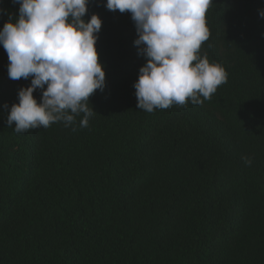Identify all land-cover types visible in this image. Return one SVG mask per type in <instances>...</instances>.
Returning <instances> with one entry per match:
<instances>
[{
  "label": "trees",
  "instance_id": "1",
  "mask_svg": "<svg viewBox=\"0 0 264 264\" xmlns=\"http://www.w3.org/2000/svg\"><path fill=\"white\" fill-rule=\"evenodd\" d=\"M105 4L89 0L83 17L102 20L105 71L87 127L83 113L9 127L31 77L9 78L0 45V264H264V0H212L199 55L227 82L200 105L151 113L137 108L146 60L131 14ZM18 9L0 0V28Z\"/></svg>",
  "mask_w": 264,
  "mask_h": 264
},
{
  "label": "clouds",
  "instance_id": "2",
  "mask_svg": "<svg viewBox=\"0 0 264 264\" xmlns=\"http://www.w3.org/2000/svg\"><path fill=\"white\" fill-rule=\"evenodd\" d=\"M13 2L19 4V14L15 19L8 14L0 28V45L9 60V78L31 77V83L18 90L7 125L14 123L17 133L54 122L67 127L83 113L80 126L87 127L96 114L88 107L89 97L105 87L96 49L102 20L98 14L83 19L89 0ZM211 4L212 0H106L108 10L131 14L137 33L133 43L146 60L133 84L138 109L151 113L173 104L200 105L227 82L221 64L199 55L210 36L206 13ZM259 16L264 19V10ZM37 89L42 90L39 103L33 97ZM242 159L251 165L250 158Z\"/></svg>",
  "mask_w": 264,
  "mask_h": 264
}]
</instances>
